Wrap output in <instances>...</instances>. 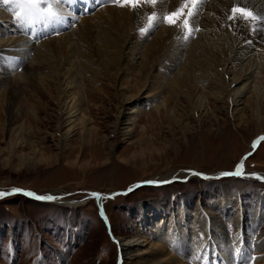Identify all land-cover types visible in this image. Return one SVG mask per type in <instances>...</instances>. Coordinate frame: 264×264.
Masks as SVG:
<instances>
[{"label": "rangeland", "instance_id": "rangeland-1", "mask_svg": "<svg viewBox=\"0 0 264 264\" xmlns=\"http://www.w3.org/2000/svg\"><path fill=\"white\" fill-rule=\"evenodd\" d=\"M246 9L259 17L253 8ZM55 61L49 57L34 76L20 64L8 66L16 78L6 83V101H0V264H139L137 256L121 260L120 239H133L146 229L141 224L145 212L148 217L158 214L150 200L163 203L162 213L170 217L185 207L195 212L202 205L209 211L227 191L234 199V216L225 223L233 235L241 205L264 210V139L259 137L244 159L255 137L264 135V99L260 123L249 96L235 118L225 102L211 98L215 120L204 119L200 126L183 116L184 99L175 95L174 116L145 104L130 123L129 136L115 139L117 118L127 113L120 114L116 105L115 84L126 79L112 75L93 81L84 74L86 113L91 117L86 130L92 137L84 140L83 128L76 127L61 147L58 84L50 73ZM237 165L240 175L221 176ZM169 173L178 176L161 180L168 183L155 181ZM25 190L59 195L78 206L74 213L70 205L40 200ZM93 192L105 197L94 198ZM140 202L146 203L144 212ZM259 231L264 237V223Z\"/></svg>", "mask_w": 264, "mask_h": 264}, {"label": "bare ground", "instance_id": "bare-ground-1", "mask_svg": "<svg viewBox=\"0 0 264 264\" xmlns=\"http://www.w3.org/2000/svg\"><path fill=\"white\" fill-rule=\"evenodd\" d=\"M201 2L199 31L185 40L184 19L192 5L185 8V14L174 25L163 19L184 7L183 0H156L155 4L142 3L136 8L106 0H64L59 8L51 0L38 8L0 0V101H6V83L12 84L16 78L9 67L20 64L23 72L34 76L49 57H55L57 65L48 66L58 84L61 147H65L63 144L76 127L83 128L84 140L92 137L86 130L91 117L86 113L89 106L85 105L84 74L93 81L112 75L126 79L115 84L116 105L120 114L127 111L117 118L115 139L129 136L130 123L136 121L145 104L155 105L156 110L163 108L174 116L177 95L185 102L183 116L200 126L204 119L215 120L209 107L211 98L225 102L227 113L235 118L241 113L239 105L246 96L257 107L261 123L264 0ZM237 4L246 8L248 5L259 17L229 20L231 8ZM17 12L27 16V21L17 18ZM50 12L62 16L63 22L48 19ZM142 28L146 29L144 33ZM177 176L169 173L155 181ZM223 195L210 205L209 211L202 205L195 212L185 207L170 217L162 213L164 205L159 200L148 201L158 214L148 217L145 212L141 224L146 229H140V235L133 239H120L121 260L137 256L139 264H264V237L259 231L264 210L258 206L247 210L241 205L235 212L239 217L237 233L233 235L225 219L234 213V199L227 191ZM53 196L70 205L75 213L77 201ZM145 204H139L142 212ZM257 250L260 254L255 257Z\"/></svg>", "mask_w": 264, "mask_h": 264}, {"label": "snow or ice", "instance_id": "snow-or-ice-1", "mask_svg": "<svg viewBox=\"0 0 264 264\" xmlns=\"http://www.w3.org/2000/svg\"><path fill=\"white\" fill-rule=\"evenodd\" d=\"M51 2L53 4H55V6L57 8L60 7L61 4L64 3V0H51ZM97 3H101V0H96ZM106 2L114 4V5H118V6H131L133 8H136L137 6L143 4H155L156 0H106ZM3 3L5 4H23V5H30L33 8H38V6L41 3H49V0H3ZM192 5V8H188L187 10V14H186V18L184 19V27L187 30L186 34L184 35L183 39L187 40L189 37L193 36L195 34L196 31H199V26H198V16H199V11H200V6H202V2L201 0H183V5L184 7L181 8H177L175 11H173L172 13H170L167 17H163V19H166L167 22L170 25H174L177 21V19H179L180 16L185 14V8L188 5ZM195 9V10H193ZM17 18L21 19V20H25L27 21L28 17L25 16L23 13L21 12H17L16 13ZM241 16H243L244 18H252V19H256V17H253L252 13L243 7H238V6H233L231 8V15L228 17L229 20H232L233 22H235L237 19H239ZM48 19L52 20H57L59 22H63V17L60 16L58 13L56 12H50L48 13ZM151 19V18H150ZM152 25L149 24V28ZM140 31L142 33H144L146 31V29H140ZM264 139V138H262ZM257 146L256 142H253L252 147L255 148ZM251 153H249L250 155ZM246 159V157L244 158ZM243 163V159L241 160V164ZM240 165H237V169L233 172H224L221 173V176H228V175H240V171H239ZM145 183H157L154 181H146ZM159 183H168V181H160ZM131 190V189H130ZM13 192H20L22 190L20 189H13ZM4 193H0V196H3ZM28 196H35V198L40 199V200H54L57 197L48 194V195H37L35 193L32 192H27ZM92 197L94 198H102L105 197V194L102 193H91L90 194ZM114 194H108V196H112Z\"/></svg>", "mask_w": 264, "mask_h": 264}, {"label": "water", "instance_id": "water-1", "mask_svg": "<svg viewBox=\"0 0 264 264\" xmlns=\"http://www.w3.org/2000/svg\"><path fill=\"white\" fill-rule=\"evenodd\" d=\"M259 137H260V138H264V135L261 134V135L256 136L254 141H258L257 139H258ZM251 151H252V150H250V151L248 150V151L244 154L245 157H247L246 155H248L249 153H251ZM24 192L27 193V192H31V191L25 190ZM32 193H34V192H32ZM96 193H97V192H96ZM98 193H99V192H98ZM35 194H37V195H43V194H40V193H35ZM33 197H35V196H33ZM99 206H100V208H101V214L103 215V217H105V212H104V210H103V208H102V204L100 203ZM115 240H116V239H115Z\"/></svg>", "mask_w": 264, "mask_h": 264}]
</instances>
